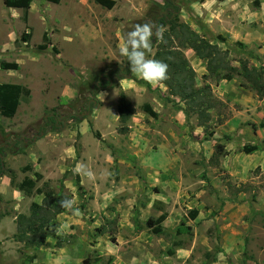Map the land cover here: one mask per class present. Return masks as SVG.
Here are the masks:
<instances>
[{
  "label": "rangeland",
  "instance_id": "rangeland-1",
  "mask_svg": "<svg viewBox=\"0 0 264 264\" xmlns=\"http://www.w3.org/2000/svg\"><path fill=\"white\" fill-rule=\"evenodd\" d=\"M113 1L34 0L25 12L0 0V62L18 65L0 67V83L30 90L13 117L0 114V264H264V97L239 76L204 78L206 62L184 49L197 86L210 84L216 101L205 129L163 84L117 76L128 63L119 54L126 33L150 23L160 36L167 26L157 19L174 5ZM173 1L179 20L228 49L232 65L264 66V0L258 8L253 0ZM157 42L153 35L146 59ZM121 91L136 109L125 134ZM35 171L37 187L63 184L71 195L73 208L58 216L60 246L54 237L36 248L14 236L16 215L41 201L17 188ZM162 214L164 231L155 234L146 222ZM182 224L191 233H178Z\"/></svg>",
  "mask_w": 264,
  "mask_h": 264
},
{
  "label": "trees",
  "instance_id": "trees-1",
  "mask_svg": "<svg viewBox=\"0 0 264 264\" xmlns=\"http://www.w3.org/2000/svg\"><path fill=\"white\" fill-rule=\"evenodd\" d=\"M34 0H4L5 6L9 8H20L25 12L29 9L30 4ZM51 3H59L61 0H45ZM99 4L111 8L114 4L113 0H95ZM174 10L169 13H163L158 17L157 21L161 25L167 26L157 38L156 52L152 59L165 63L167 67V78L157 81L163 84L169 90V94L178 97L186 105L185 112L195 113L197 115L199 125L207 128L208 122L211 120L210 110L215 107L216 101L213 97L211 85L206 83L202 87L196 84V71L191 66L184 49H192L196 56L206 62L208 74L204 78L214 77L217 81L231 80L235 76L245 80L251 88H253L260 97H264V66H249L244 60H240V65H232L229 58L228 49H221L216 43L209 41L204 35L194 30L187 22L179 20L178 11L180 6L173 0ZM255 7L260 6V0H253ZM24 41H28L29 34H23ZM219 39H223L221 35ZM41 49L45 48L43 45ZM2 69H17V63L0 62ZM117 76L121 78H131L132 74L129 69V63L125 66L116 68ZM150 87V85L148 84ZM98 85H93L90 88L92 92ZM30 90L20 84L15 83H0V114L5 117H13L16 114L17 108L23 96H29ZM98 101L93 100L90 105L96 107ZM89 108V105L86 106ZM119 127L118 131L122 134L129 132L130 127L128 122L136 114V109L128 99L124 91L119 93L118 100ZM145 113L156 117V112L150 104L143 105ZM76 119H82L81 115L75 116ZM62 126V125H61ZM42 135L38 131L34 140H37ZM258 146L245 147L246 152L258 150ZM4 168V164L0 155V175ZM24 171L32 170L31 165H26ZM12 175L14 171L10 170ZM68 174L65 173L64 177ZM35 178L25 176L21 182L17 184V188L26 195H31L34 192L41 195V201H33L30 205L29 214L19 213L16 215V233L15 238L19 242L26 243L33 247L39 248L46 244L49 237L57 239L56 245L60 246V237L58 234L59 220L58 216L66 211L60 206V201L64 199L70 200L71 195L65 192L64 185H60V189L56 191L51 187L49 181H44L42 186L37 187V183L43 180V175L40 172H34ZM77 179L79 178L78 175ZM12 182H14L12 180ZM82 189V185L78 184ZM191 219H195L198 215L197 210L190 212ZM166 219V214L155 218L150 217L146 224L155 234H161L164 231L162 226ZM136 225H139V220H136ZM104 233L103 229L99 230ZM178 233H191L189 225H180L177 228ZM83 264H92L89 259L83 260Z\"/></svg>",
  "mask_w": 264,
  "mask_h": 264
},
{
  "label": "clouds",
  "instance_id": "clouds-1",
  "mask_svg": "<svg viewBox=\"0 0 264 264\" xmlns=\"http://www.w3.org/2000/svg\"><path fill=\"white\" fill-rule=\"evenodd\" d=\"M159 36L152 31L150 23L137 24L128 31L124 38V43L119 47V54L127 58L129 69L132 75L144 81L154 84L167 78V65L161 61L146 59V52L150 51V38ZM79 170V165L77 169ZM60 206L65 209L73 208V201L64 199L60 201Z\"/></svg>",
  "mask_w": 264,
  "mask_h": 264
}]
</instances>
